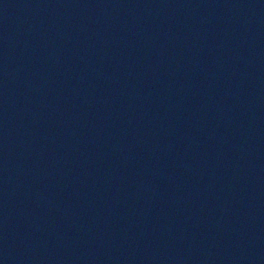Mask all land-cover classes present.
<instances>
[{
	"label": "water",
	"instance_id": "1",
	"mask_svg": "<svg viewBox=\"0 0 264 264\" xmlns=\"http://www.w3.org/2000/svg\"><path fill=\"white\" fill-rule=\"evenodd\" d=\"M0 264H264V0H0Z\"/></svg>",
	"mask_w": 264,
	"mask_h": 264
}]
</instances>
